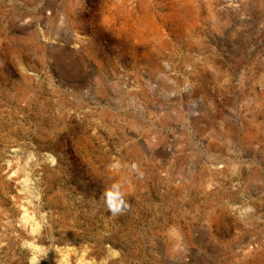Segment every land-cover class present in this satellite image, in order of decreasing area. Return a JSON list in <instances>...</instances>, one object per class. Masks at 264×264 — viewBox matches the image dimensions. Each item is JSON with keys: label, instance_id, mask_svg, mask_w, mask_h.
<instances>
[{"label": "rangeland", "instance_id": "374dc122", "mask_svg": "<svg viewBox=\"0 0 264 264\" xmlns=\"http://www.w3.org/2000/svg\"><path fill=\"white\" fill-rule=\"evenodd\" d=\"M0 264H264V0H0Z\"/></svg>", "mask_w": 264, "mask_h": 264}, {"label": "clouds", "instance_id": "9594fccd", "mask_svg": "<svg viewBox=\"0 0 264 264\" xmlns=\"http://www.w3.org/2000/svg\"><path fill=\"white\" fill-rule=\"evenodd\" d=\"M108 198H109V206L113 208V210H118V206L116 205V203H114V201L120 196V193L118 191L116 192H108L107 193Z\"/></svg>", "mask_w": 264, "mask_h": 264}]
</instances>
